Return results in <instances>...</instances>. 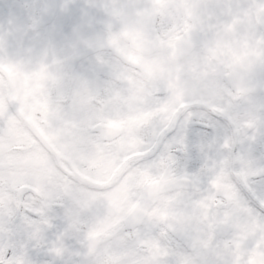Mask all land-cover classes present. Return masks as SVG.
Listing matches in <instances>:
<instances>
[{
    "label": "flooded vegetation",
    "instance_id": "obj_1",
    "mask_svg": "<svg viewBox=\"0 0 264 264\" xmlns=\"http://www.w3.org/2000/svg\"><path fill=\"white\" fill-rule=\"evenodd\" d=\"M262 53L259 0H0V196L67 204L86 238L120 242L156 121L192 108L241 130L264 109L246 73Z\"/></svg>",
    "mask_w": 264,
    "mask_h": 264
},
{
    "label": "snow or ice",
    "instance_id": "obj_2",
    "mask_svg": "<svg viewBox=\"0 0 264 264\" xmlns=\"http://www.w3.org/2000/svg\"><path fill=\"white\" fill-rule=\"evenodd\" d=\"M246 73L264 94V53ZM246 121L233 132L192 108L159 118L130 169L118 243L86 238L67 204L0 196V264H264V109Z\"/></svg>",
    "mask_w": 264,
    "mask_h": 264
}]
</instances>
